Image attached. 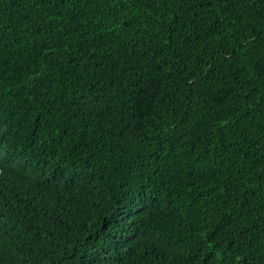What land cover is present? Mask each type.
I'll list each match as a JSON object with an SVG mask.
<instances>
[{
	"label": "trees",
	"instance_id": "obj_1",
	"mask_svg": "<svg viewBox=\"0 0 264 264\" xmlns=\"http://www.w3.org/2000/svg\"><path fill=\"white\" fill-rule=\"evenodd\" d=\"M0 264H264V0H0Z\"/></svg>",
	"mask_w": 264,
	"mask_h": 264
},
{
	"label": "snow or ice",
	"instance_id": "obj_2",
	"mask_svg": "<svg viewBox=\"0 0 264 264\" xmlns=\"http://www.w3.org/2000/svg\"><path fill=\"white\" fill-rule=\"evenodd\" d=\"M225 2H226V6H227V5H230L233 2V0H225Z\"/></svg>",
	"mask_w": 264,
	"mask_h": 264
}]
</instances>
